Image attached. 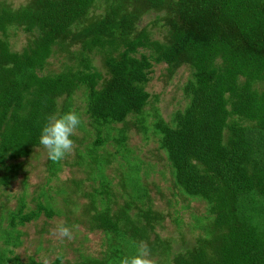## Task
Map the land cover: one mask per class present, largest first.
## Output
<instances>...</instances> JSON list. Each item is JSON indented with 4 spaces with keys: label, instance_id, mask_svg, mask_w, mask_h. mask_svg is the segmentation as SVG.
<instances>
[{
    "label": "trees",
    "instance_id": "obj_1",
    "mask_svg": "<svg viewBox=\"0 0 264 264\" xmlns=\"http://www.w3.org/2000/svg\"><path fill=\"white\" fill-rule=\"evenodd\" d=\"M146 16L152 19L142 25ZM156 29L161 39L153 37ZM20 32L26 43L14 49ZM54 52L67 63L61 72L47 73ZM154 64H165L169 77L183 66L192 71L182 89L188 106L170 124L156 121L154 131L174 185L205 201L212 217L207 228L194 221V243L178 252L156 232L165 216L147 202L127 136L120 131L113 137L109 130L142 115ZM257 85H264V0H27L18 7L1 1L0 195L18 177L27 189L25 161L43 156L46 185L62 164L85 170V177L72 178V195L90 200L85 210L93 229L105 235L102 258L78 251L75 264H117L141 241L162 264H264V86ZM78 91L95 138L76 147L72 160L68 154L54 163L39 143L41 131L49 116L77 113L72 101ZM137 125L144 130L142 117ZM108 140L120 155L117 182L104 175L106 161L97 153ZM45 186L35 209L25 211L24 193L7 216L0 206V219L7 220L0 264H23L13 251L22 243L18 228L63 213L53 208ZM118 197L123 203L113 210ZM67 263L62 253L50 262Z\"/></svg>",
    "mask_w": 264,
    "mask_h": 264
},
{
    "label": "rangeland",
    "instance_id": "obj_2",
    "mask_svg": "<svg viewBox=\"0 0 264 264\" xmlns=\"http://www.w3.org/2000/svg\"><path fill=\"white\" fill-rule=\"evenodd\" d=\"M1 1L18 7L27 0ZM151 17L146 16L141 22L142 25L151 20ZM159 34V31L156 29L154 30L153 37L161 39ZM26 39L24 33H18L14 40V49L24 46ZM66 63L64 55L54 52L48 60L45 71L47 73H59L64 69ZM95 65L99 66L98 60H96ZM191 73L190 68L183 66L169 77L165 64H154L149 82L146 85L149 102L144 108L142 115L130 116L125 122L113 124L109 128L110 136L116 137L120 131L127 136V147L132 153L129 160L134 165H137V163L140 165L138 174L141 177L143 187H147L148 189L147 202L150 203L153 210L161 212L165 216L164 227L156 229V232H159L163 237L171 239L174 252L184 250L187 246L194 243V238L199 229L192 231L191 228L196 226L194 222L196 219H201L205 228L210 226L212 220V217L208 213L209 205L205 201L199 197L186 195L180 187L174 185V177L167 161L166 152L164 149H161L160 135L154 131L156 121L162 120L170 124L172 123L173 114L184 110L188 106L189 99L184 96L182 89L187 80L192 79ZM263 86L257 85V88H262ZM72 102L74 107L76 106L78 109L77 113L80 115L82 121L80 125L83 128L80 129L79 126L73 135L80 142L77 144L73 140L74 150L82 144L89 146L95 138V132L90 131L91 127L84 113V97L80 91L75 93ZM141 117L143 118L144 130H139L137 125V120ZM104 137L106 136L104 135ZM114 146V142L108 140L104 145L97 148V153L99 157L106 161V166L102 167L104 175L107 178H115L114 180L117 182L119 171H121V160L120 155L116 152L117 148ZM38 150L41 154H44L42 148ZM73 156L74 151H72V154H69L67 160H72ZM45 161L46 159L43 156L40 159H37L35 156L26 160L27 189H22V177H18L16 180H13L8 188H5L7 193L4 192V194L6 196L0 195V206L3 204L4 207H7L4 211L6 216L8 211L17 209V199L22 193L26 196L27 209L25 211L36 208V201L41 190L40 187L45 186L47 182ZM84 173L86 172L83 168H68L62 164L57 176L52 178L50 183L45 186L46 195L53 208L55 210L59 209L64 214L56 215L52 219L41 215L36 221L18 228L21 232L22 243L13 251L23 264H30L31 259L41 261L44 264H50L61 253L65 256L67 264H75L78 251L94 258H102L105 255L107 250L105 235L102 231L93 229V221L89 218L91 215L85 210L86 204L89 205L90 200L80 195H72V178L81 179L85 177ZM128 174L131 177L135 175L131 171H128ZM40 197L41 201L46 203L47 199L42 198V196ZM122 203V199L118 197L111 202V209L115 210ZM173 220H176L177 223L179 222L181 226L175 224ZM0 221V230L7 228V220L0 219ZM61 223L72 229L73 239L68 240L65 238L61 240L52 234L51 230ZM3 246L0 243V247ZM9 247L5 246V248L11 249V246ZM150 259L152 260V264H162L157 262L160 259L158 255L150 256Z\"/></svg>",
    "mask_w": 264,
    "mask_h": 264
},
{
    "label": "clouds",
    "instance_id": "obj_3",
    "mask_svg": "<svg viewBox=\"0 0 264 264\" xmlns=\"http://www.w3.org/2000/svg\"><path fill=\"white\" fill-rule=\"evenodd\" d=\"M81 122L80 115L72 109L66 113L53 114L47 118V123L41 131L39 143L47 150L48 158L52 162L58 163L72 153L74 141L71 137L75 134ZM51 231L54 236L61 240L65 238L68 240L73 239L72 229L62 223ZM117 264H152L147 243L141 241L135 246L134 255L120 258Z\"/></svg>",
    "mask_w": 264,
    "mask_h": 264
}]
</instances>
